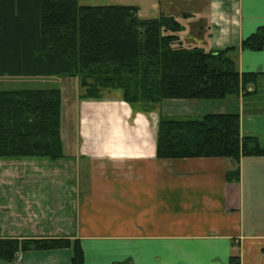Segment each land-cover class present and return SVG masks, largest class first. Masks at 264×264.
Masks as SVG:
<instances>
[{"label":"crops","instance_id":"crops-1","mask_svg":"<svg viewBox=\"0 0 264 264\" xmlns=\"http://www.w3.org/2000/svg\"><path fill=\"white\" fill-rule=\"evenodd\" d=\"M153 6L182 23L185 44L233 47L236 69L255 72L257 78L245 94L169 98L134 111L109 91L101 99H79L77 79L62 77L64 160L76 164L78 188L82 180L76 229L66 237L79 239L84 264H229L234 255L240 264H264V155L242 156L235 182L226 180L234 166L231 159L155 155L160 114L237 113L241 133L256 136L264 148V45L259 50L241 47L243 39L264 26V0H162ZM22 197L20 205L28 204ZM57 234L15 231L0 237ZM28 256L20 252L2 262L45 263Z\"/></svg>","mask_w":264,"mask_h":264},{"label":"trees","instance_id":"trees-1","mask_svg":"<svg viewBox=\"0 0 264 264\" xmlns=\"http://www.w3.org/2000/svg\"><path fill=\"white\" fill-rule=\"evenodd\" d=\"M173 15L140 18L133 5L79 4L78 0H0V77H76L79 99H101L119 90L132 110L163 99H223L245 94L255 72H239L233 47L209 50L185 44ZM264 26L241 42L259 50ZM58 87L0 89V158H67L60 133ZM157 158L223 157L234 161L226 180H239L242 156L264 155L254 135L242 134L237 113L199 117L159 115ZM71 248L68 262L84 264L77 238L0 237V260L29 250ZM229 264H240L230 257Z\"/></svg>","mask_w":264,"mask_h":264},{"label":"rangeland","instance_id":"rangeland-1","mask_svg":"<svg viewBox=\"0 0 264 264\" xmlns=\"http://www.w3.org/2000/svg\"><path fill=\"white\" fill-rule=\"evenodd\" d=\"M160 1L162 0H78V3L133 5L138 7L140 18H155L159 13L153 4ZM179 3L180 1L177 4ZM62 77L68 76L5 75L0 77V89L59 87ZM110 91L120 95L119 90ZM80 92L78 82V95ZM118 98L121 99L120 96ZM64 159L66 158H0V235L20 231L24 234L58 233L57 237H64L76 229L74 215L82 180L79 181L78 188L75 177L76 164ZM22 195L29 200L28 204L20 205ZM22 207L27 208L24 210ZM26 253H29L31 261L41 259L44 264H55L64 263L66 255L71 254V248L29 250ZM0 263L3 264L2 260Z\"/></svg>","mask_w":264,"mask_h":264},{"label":"built area","instance_id":"built-area-1","mask_svg":"<svg viewBox=\"0 0 264 264\" xmlns=\"http://www.w3.org/2000/svg\"><path fill=\"white\" fill-rule=\"evenodd\" d=\"M21 258V256L19 255V259Z\"/></svg>","mask_w":264,"mask_h":264}]
</instances>
